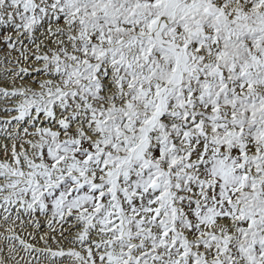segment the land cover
<instances>
[{"label":"snow or ice","instance_id":"1","mask_svg":"<svg viewBox=\"0 0 264 264\" xmlns=\"http://www.w3.org/2000/svg\"><path fill=\"white\" fill-rule=\"evenodd\" d=\"M0 264H264V0H0Z\"/></svg>","mask_w":264,"mask_h":264}]
</instances>
